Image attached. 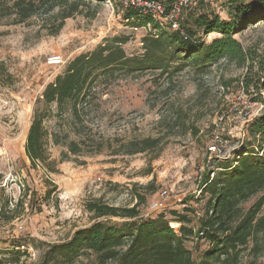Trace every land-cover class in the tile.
I'll return each mask as SVG.
<instances>
[{
	"label": "rangeland",
	"instance_id": "1",
	"mask_svg": "<svg viewBox=\"0 0 264 264\" xmlns=\"http://www.w3.org/2000/svg\"><path fill=\"white\" fill-rule=\"evenodd\" d=\"M231 4L199 0L181 26L205 14L229 20ZM68 6L55 0H0V264H38L49 245L68 241L97 219L86 208L91 200L132 207L141 196V216L152 217L156 210L149 206L166 189L170 195L157 215L178 229L172 212L188 214L190 226L198 227L208 199L202 193L205 173L251 147L248 125L264 111V89L255 87L264 75L263 22L235 34L253 58L243 66L220 59L203 71L187 67L170 80L157 72L99 79L80 120L52 104L43 122L49 160L32 167L24 146L46 85L76 56L113 36H129L124 50L141 54V39L149 31L125 20L118 0H87L55 32ZM27 8L30 16L23 18ZM198 36L210 42L219 34ZM51 56H60V64H49ZM241 83L245 104L237 96ZM244 112L248 121L241 119ZM51 134L62 143L53 144ZM146 138L158 139L157 145L129 153L135 141ZM69 141L81 151L69 153ZM212 146L221 152H211ZM197 245L205 248L202 240L186 242L194 256ZM257 264H264V256Z\"/></svg>",
	"mask_w": 264,
	"mask_h": 264
},
{
	"label": "trees",
	"instance_id": "2",
	"mask_svg": "<svg viewBox=\"0 0 264 264\" xmlns=\"http://www.w3.org/2000/svg\"><path fill=\"white\" fill-rule=\"evenodd\" d=\"M86 2L55 0V5L69 3L68 8L61 11L62 21L55 32L61 28L64 19ZM231 2V19L201 15L193 25L184 26L186 37L169 29L159 31L151 18L139 16L137 10L125 9L123 18L135 27L152 25L141 39L142 53L128 55L123 44L129 36H113L91 52L76 56L62 74L46 85L38 100L41 106L33 110L24 146L32 167L49 160V132L43 122L51 105L56 104L61 112L67 110L72 118L80 120L90 101V89L99 79L157 72L170 80L187 67L203 71L220 59L238 66L252 60L250 50L242 46L235 34L264 22V0ZM30 10H25L23 18L30 16ZM200 32L204 36L217 33L219 37L205 42L198 36ZM261 69L264 71V65ZM244 84L249 87L252 83L247 78ZM260 84L255 87L264 89V75ZM247 131L252 138L251 147L237 152L231 159L219 161L205 173L202 193L207 194L208 199L198 227L190 226L192 218L188 214L176 211L172 213L176 215L175 222L180 224L178 229L164 214L141 216L138 208L144 200L141 196L132 207L91 200L86 208L97 219L76 230L68 241L49 245L38 264H257L264 256V111L253 118ZM51 135L53 144L62 143L58 135ZM157 143L158 139L154 138L135 141L129 153L142 152ZM66 145L69 153L81 151L75 141ZM252 199V203L244 207ZM111 217L124 220L120 224L112 223L108 219ZM189 239L202 240L205 248L200 250L201 245H197L198 253L194 256L186 246ZM81 256L86 257V262L79 260Z\"/></svg>",
	"mask_w": 264,
	"mask_h": 264
},
{
	"label": "built area",
	"instance_id": "3",
	"mask_svg": "<svg viewBox=\"0 0 264 264\" xmlns=\"http://www.w3.org/2000/svg\"><path fill=\"white\" fill-rule=\"evenodd\" d=\"M119 6L122 10L125 9H134L138 11V15L141 17L151 18L155 24L156 28L159 31L171 30L179 32L182 36L186 37L185 30L181 26V20L183 19L184 14L190 9V7L199 0H118ZM148 29H152L151 23L147 24ZM145 27V26H144ZM60 56L55 58H49L48 63L51 65L60 64ZM245 88L242 86L238 91V98L241 104H245ZM242 113V112H241ZM243 121H248V114L244 112V115L241 117ZM211 152H221L217 146H212L210 148ZM168 190H161L159 196L154 198L149 206L152 210H156L154 213L157 216V211H160L164 208V203L169 197ZM152 216V217H154Z\"/></svg>",
	"mask_w": 264,
	"mask_h": 264
},
{
	"label": "bare ground",
	"instance_id": "4",
	"mask_svg": "<svg viewBox=\"0 0 264 264\" xmlns=\"http://www.w3.org/2000/svg\"><path fill=\"white\" fill-rule=\"evenodd\" d=\"M55 57H56V56H51V58H55ZM51 58H50V59H51Z\"/></svg>",
	"mask_w": 264,
	"mask_h": 264
}]
</instances>
